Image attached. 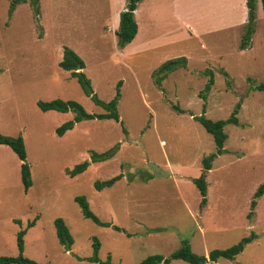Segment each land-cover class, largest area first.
Wrapping results in <instances>:
<instances>
[{"label":"rangeland","instance_id":"rangeland-1","mask_svg":"<svg viewBox=\"0 0 264 264\" xmlns=\"http://www.w3.org/2000/svg\"><path fill=\"white\" fill-rule=\"evenodd\" d=\"M15 1L0 0V132L24 137L33 185L26 190L22 160L0 144V257L19 255L22 229L24 254L40 264H99L86 260L95 237L101 260L139 264L152 254L170 256L184 239L195 253L209 255L254 231L258 237L236 259L207 264H264V195L255 197L264 183V91L255 88L264 82L262 0L246 48V0H143L136 11L139 33L126 49L118 46L116 29L127 0ZM181 39L191 40L167 45ZM66 46L85 61L102 100H112L123 81L121 122L83 120L58 135L75 113L43 111L38 100L74 99L91 113L105 111L60 66ZM184 55L188 66L160 79L161 66ZM207 69L215 83L204 99ZM238 104L240 124L225 127L226 151L208 172V202L201 206L192 180L217 147L195 116L228 119ZM117 143L112 159L68 175L90 160L92 150ZM119 174L113 186L96 189L97 180ZM78 195L87 197L102 221L123 231L86 218ZM59 217L75 239L70 250L57 237Z\"/></svg>","mask_w":264,"mask_h":264},{"label":"trees","instance_id":"trees-1","mask_svg":"<svg viewBox=\"0 0 264 264\" xmlns=\"http://www.w3.org/2000/svg\"><path fill=\"white\" fill-rule=\"evenodd\" d=\"M16 0L15 2H18ZM27 2V0H23ZM38 0H34L37 2ZM142 0H127V5L125 9L121 12L120 17V25L119 28L116 30V34L118 37V46L120 48H125L129 45L137 36L139 31V24L136 19V10L139 6V3ZM257 1L258 0H247V8H248V21L245 25L247 32L244 36V42L242 48L247 47V40L251 38L254 29V23L256 20V12H257ZM16 4V3H15ZM15 6V5H14ZM262 6L264 11V0H262ZM37 10L39 11L38 7ZM189 63V59L186 56H179L172 59H169L165 62L160 71H162V75L160 79H166L168 76L173 73L176 69L180 67H187ZM60 66L71 72V75L78 80L80 85L82 86L84 92L90 96L93 101L101 106L105 111L100 113H91L86 110V108L77 100L74 99H63V98H56L53 100L45 101V100H38L37 105L43 111L49 110H57L60 112H68L73 111L75 116L73 119L63 123L61 126L57 128V133L59 136L64 135L68 130H71L75 127L78 122L83 120H92V119H113L117 122H121V116L118 111V104L121 97L120 87L123 84V81L118 83V90L116 96L110 100L105 101L102 100L97 93H95L92 81L89 79L87 74L85 73L84 69L86 67L85 61L83 58L72 48L65 47L64 48V56L60 62ZM1 72V70H0ZM205 73L210 76L211 78L208 79L203 91L201 92V97L204 99L207 98L208 93L211 92L212 87L215 83V74L213 70H206ZM225 75H228V72L224 71ZM160 81V80H159ZM159 83V82H158ZM255 88L264 91V82L258 83L255 85ZM240 105L238 104L235 108L232 116L228 119H219L214 120L211 118H207L205 115L195 116V118L203 125V127L207 130L214 137V141L216 143V151L209 154L208 156L204 157L203 162V172L199 177L193 179V182L200 190L202 200L201 206H205L208 202V181L207 175L208 171L213 168V162L215 159L222 155L226 149L225 144L229 138L228 133L225 130V127L228 124L235 123L240 124L239 117L237 116L239 112ZM178 109V108H177ZM0 144H6L13 148L19 158L22 160L21 171H22V179L25 185L26 190L33 185L32 180V172L29 163L27 162V146L25 139L22 135L17 136H10L5 135L0 132ZM120 150V143H117L110 149L98 152L95 150L91 151V158L90 160H85L81 163L76 164L72 169H68L67 173L71 177H76L79 174L84 173L89 169V167L93 163L103 162L112 159ZM123 174L116 175L112 178L106 180H97L95 182V187L97 190H103L105 187H111L116 182H118L122 178ZM264 195V183L261 184L257 191L255 192V197H261ZM76 202L82 209V212L86 218L93 219L94 222L100 224L102 226L112 227L117 231H123L121 227L118 225L112 224L107 221H102L97 214L90 208V203L85 195H78L75 198ZM257 206V201H252V210L248 214L251 218L254 214V209ZM35 225V221L29 223V226ZM55 227H56V234L59 239V242L68 248L71 249L72 245L75 243V239L66 225L64 218H57L55 219ZM27 232V229H22L18 233L17 237V244L20 250L19 255L17 256H1L0 257V264H40L38 261L26 256L24 254L25 249V239L24 236ZM258 237L257 233L254 231L251 234L246 235L241 238V240L236 243L235 245L225 248V249H213L210 251L209 255H201L197 254L193 251L191 244L188 239L182 240V245L179 249L171 253L170 256H165L163 254H152L146 257L141 263L139 264H170L174 260H184L191 264H207L208 262H217L220 259H228L233 260L241 254L245 247L253 242ZM95 241L93 243L94 253L92 256L87 257L86 260L90 262H96L99 264H113L111 258L106 261L100 259L99 253L102 247L101 241L98 238H94ZM83 259V258H81Z\"/></svg>","mask_w":264,"mask_h":264},{"label":"crops","instance_id":"crops-1","mask_svg":"<svg viewBox=\"0 0 264 264\" xmlns=\"http://www.w3.org/2000/svg\"><path fill=\"white\" fill-rule=\"evenodd\" d=\"M142 1H143V0H142ZM142 1H141V2H142ZM246 1H247V0H246ZM141 2H140V3H141ZM140 3H139V5H140ZM138 8H139V6H138ZM138 8H137V10H138ZM137 10H136V11H137ZM122 11H123V10H122ZM135 15H136V14H135ZM120 17H121V14H119L118 26L120 25ZM136 19H137V18H136ZM211 27H213V26H211ZM118 28H119V27H118ZM118 28H117V29H118ZM117 29H116V30H117ZM138 33H139V31H138ZM137 35H138V34H137ZM136 37H137V36H136ZM136 37H135V39H136ZM135 39L130 43V45L134 44ZM156 40H162V39H156ZM187 40L189 41V40H191V39H181V40H178V41L176 40V41H174V42H169V43L166 42V43H167V45L170 44V43H176V44H179V43H181V42H185V41H187ZM159 44H160V45H164V43L161 42V43H158L157 46H158ZM159 47H160V46H159ZM126 48H127V47H125V49H126ZM182 53H184V52H182ZM184 56H185V55H184ZM114 157H115V156H114ZM217 158H218V157H217ZM215 160H216V159H215ZM213 164H214V162H213ZM202 165H203V162H202ZM213 167H214V166H213ZM212 169H213V168H212ZM212 169H211V170H212ZM211 170H209V171H211ZM209 171H208V172H209ZM202 172H203V171H202ZM200 175H201V174H200ZM198 177H199V176H198ZM207 177H208V175H207ZM195 178H196V177H195ZM192 181H193V180H192ZM201 200H202V199H201ZM200 204H201V203H200ZM207 209H208V208L206 207V208H205V211H206Z\"/></svg>","mask_w":264,"mask_h":264}]
</instances>
